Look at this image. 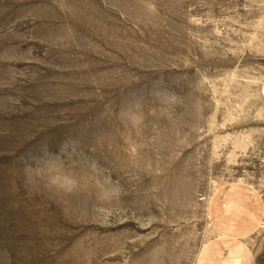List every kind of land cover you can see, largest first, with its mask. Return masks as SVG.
<instances>
[{"label":"rangeland","instance_id":"374dc122","mask_svg":"<svg viewBox=\"0 0 264 264\" xmlns=\"http://www.w3.org/2000/svg\"><path fill=\"white\" fill-rule=\"evenodd\" d=\"M0 264H264V0H0Z\"/></svg>","mask_w":264,"mask_h":264}]
</instances>
